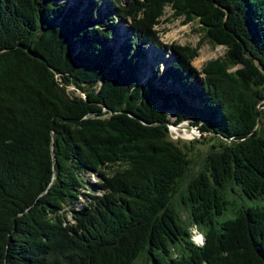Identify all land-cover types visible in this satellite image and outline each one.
<instances>
[{
	"label": "trees",
	"instance_id": "16d2710c",
	"mask_svg": "<svg viewBox=\"0 0 264 264\" xmlns=\"http://www.w3.org/2000/svg\"><path fill=\"white\" fill-rule=\"evenodd\" d=\"M258 106L264 0H0V264H264ZM182 122L213 140L196 173Z\"/></svg>",
	"mask_w": 264,
	"mask_h": 264
},
{
	"label": "rangeland",
	"instance_id": "374dc122",
	"mask_svg": "<svg viewBox=\"0 0 264 264\" xmlns=\"http://www.w3.org/2000/svg\"><path fill=\"white\" fill-rule=\"evenodd\" d=\"M156 28L159 31L161 40L166 44L177 43L180 45L195 46L203 35V31L200 29V24L197 22V20H194L189 23H183L181 17L172 16V10L170 9L169 6L165 8V13L161 17V23L157 25ZM224 51H225L224 46L221 45L212 46L209 43L202 41V44L199 48V54L192 61V65L198 71H200L202 66L207 60L214 59L218 56H222ZM166 58H167V53L164 55H160L158 60L160 67L163 66L165 60H168ZM261 108L264 107L258 106V109ZM169 118L171 121H173L175 119V114L170 112ZM189 127H191L190 124L186 122H182L177 126L170 125V132L172 133L173 138L178 136L180 139L186 141L187 143L186 145L188 146L187 148L188 155L192 160L191 172L196 173L199 170L203 169V165H204L203 157L210 148V145L213 142V140H211V138H208V136L205 137V139L207 140H204V137L201 135V132H197L192 127L191 128ZM206 134L208 135L207 132L203 133V135ZM83 178L85 179L86 182L97 181V176L93 174L92 175L84 174ZM177 198L178 197L176 196L175 199ZM245 200L248 203V205L254 206L256 204V201L250 200L246 197ZM179 212L181 213L182 218L184 220H187V212L183 208H180ZM190 231L192 233V239L196 241L195 243L203 242V238L202 239L197 238L198 236H202V235L201 232L196 227L194 226L191 227ZM137 263L146 264L143 258L139 259Z\"/></svg>",
	"mask_w": 264,
	"mask_h": 264
},
{
	"label": "bare ground",
	"instance_id": "6f19581e",
	"mask_svg": "<svg viewBox=\"0 0 264 264\" xmlns=\"http://www.w3.org/2000/svg\"><path fill=\"white\" fill-rule=\"evenodd\" d=\"M191 134H192V133H191ZM201 235H202V234H201ZM197 238H198V239H202V238H203V235H202V236H198Z\"/></svg>",
	"mask_w": 264,
	"mask_h": 264
}]
</instances>
